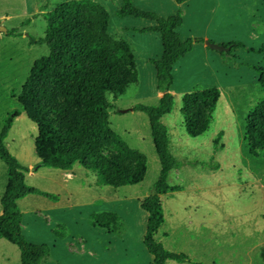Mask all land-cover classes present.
<instances>
[{
    "label": "trees",
    "instance_id": "1",
    "mask_svg": "<svg viewBox=\"0 0 264 264\" xmlns=\"http://www.w3.org/2000/svg\"><path fill=\"white\" fill-rule=\"evenodd\" d=\"M175 1L182 4L187 0ZM116 13L120 17L152 20L154 25L136 30L155 31L162 36L163 54L151 60L156 67L157 87L163 92L161 102L157 106L136 104L133 107L134 111H143L149 116L162 166L152 191L140 203L148 214L144 244L153 257L152 264H166L168 259L187 261L189 257L186 254L168 250L154 237L165 219L162 195L170 190L183 189V186H172L168 182L170 171L181 167L182 163L170 150L168 127L162 122V117L170 113L175 104L171 92L174 65L193 49L196 42L204 39L184 40L180 37L181 9L176 14L163 17L137 7L133 0H122ZM42 14L47 20L45 35L38 38L31 35L30 43L46 44L50 51L35 61L17 95L23 111L38 128L35 148L39 162L34 169L48 167L66 171L78 164L95 172L100 186L120 188L143 182L148 171V157L112 128L110 108L114 106L107 96L112 94L116 99L138 81L137 59L131 44L110 32L109 10L98 1L65 0ZM7 34L11 36L16 32L11 29ZM225 45L231 46V50L245 47L239 41ZM260 51H264V47ZM257 69L258 82L264 92V67ZM220 96L221 90L216 86L195 89L183 95L181 111L190 136H200L209 129ZM20 114V110L8 114L0 132V158L7 166L8 175L1 198L0 239L19 247L20 264H45L52 248L46 243L36 244L28 240L22 228L24 214L19 200L29 194L57 196L26 182L25 171L30 169L10 152L6 144L14 119ZM221 136L222 132L219 138ZM245 140L253 157L264 152V94L245 117ZM218 142L219 139L216 140ZM91 223L110 232H117L122 227L115 212L94 213ZM54 233L65 238L63 233Z\"/></svg>",
    "mask_w": 264,
    "mask_h": 264
},
{
    "label": "rangeland",
    "instance_id": "2",
    "mask_svg": "<svg viewBox=\"0 0 264 264\" xmlns=\"http://www.w3.org/2000/svg\"><path fill=\"white\" fill-rule=\"evenodd\" d=\"M62 1L26 0L25 5H18L16 2L13 17L19 20L15 23H12L13 20H8L7 25L15 24L14 31L17 32V28L24 24L26 31L20 33L18 40L7 39L0 45V132L8 114L13 110H20L21 114L14 119L6 142L10 152L29 169L34 168L39 162L35 148L38 128L23 111L21 104L18 103L17 95L26 82L35 61L49 54L50 51L46 44H31L30 36L38 38L45 35L47 20L42 13L55 8ZM117 2L118 0H110L109 13ZM2 4L0 10L6 9V4L3 2ZM10 6L12 8V3ZM36 13L38 16L35 24L29 23L28 21L32 20ZM231 14L234 20V31L239 32L238 35L242 37L245 35L243 37L247 40L245 42H248V46H255L256 50L250 51L240 47L232 50H218L223 58L215 65L214 70L221 82L212 84L210 82L213 80H207V77L201 79L198 85H192L197 89L216 86L223 90V96L219 102V114L211 131L204 137H192L186 132L181 113V98L176 99L173 113L164 123L168 126L172 139L177 141L174 145H198L205 140L212 142L214 151L209 158L176 155L182 163L178 169H183L180 183L186 182V190L191 189L193 182L196 181L194 168L217 170L222 162L217 159L216 151L221 149L222 145L227 151L232 150L234 158L225 161L226 167L223 172L230 175L231 169L234 173L232 175L237 177L233 185L238 186L239 190L234 193L232 201L236 207L245 210L256 206L262 207L261 203L264 199V152L259 157H253L249 154L244 138L245 115L263 97L257 68L264 67V51H260L259 39L257 43L250 36L259 32L258 28L253 27L254 24L264 20V0H234ZM116 17L119 16L116 13L113 14L110 21L113 34L117 26L118 18ZM0 22V25L8 28L3 21ZM130 89L119 100H115L112 94H107L114 106L110 109V124L132 147L140 149L147 155L148 171L142 184L125 189L96 186L98 179L96 173L84 170L78 164L81 176L68 182L54 183L51 180L57 174L64 175V172L57 168L42 167L34 175L25 171L26 182L29 185L59 196L56 200L41 194H29L19 201V207L24 213L23 229L28 239L36 244L46 243L53 250L47 264H109V261L113 264L115 259L123 255L126 246L120 242L126 238L132 242L131 254L139 257L138 264H147L143 258L145 255L151 258V264L153 262L143 240L148 214L140 205L142 199L139 194L152 191L159 176L161 164L155 151L148 115L142 111H136V114H128L130 111H127V115L120 112L130 108L129 104L132 100L128 96L131 93ZM139 102L155 106L158 101L146 99ZM226 106H234V113L229 111L231 107L226 108ZM121 114L125 116L120 117ZM221 131L223 133L219 138ZM137 137L142 139L143 147L135 141ZM218 139L219 142L216 143ZM172 153L175 154L173 151ZM7 178V166L0 159V194L6 188ZM169 182L175 184L176 180L171 177ZM198 184L209 185L210 179L201 178ZM211 189H214V185ZM118 190L121 191V198L110 197V193ZM103 212H115L119 215L123 225L119 232H110L106 228L92 225L91 215ZM54 231L63 233L65 239L57 238ZM3 241L9 243L7 240ZM13 247L17 249L16 246Z\"/></svg>",
    "mask_w": 264,
    "mask_h": 264
},
{
    "label": "crops",
    "instance_id": "3",
    "mask_svg": "<svg viewBox=\"0 0 264 264\" xmlns=\"http://www.w3.org/2000/svg\"><path fill=\"white\" fill-rule=\"evenodd\" d=\"M95 1L105 5L107 9L109 8L110 0ZM2 2L6 4V9L0 10V21H3V23L6 25L8 20H13L12 23L18 21L19 18L15 19L13 17L15 16L16 11L15 3L17 2L18 5H25L26 0H0V6L3 5ZM11 3L13 5L12 8L10 6ZM133 3L137 7H141V9L143 8L144 10L147 9L149 11H156V13L163 17L176 14L178 10L181 9L183 12V23L178 28L180 37L184 40L189 38L204 39L203 42H196L193 49L180 60H178L174 65V82L171 87V92L175 97L173 110L176 105V99H182L185 93L197 89L194 88L196 86L192 85H198L201 79L208 77L207 80H213V82H210L212 84L216 83L217 81L221 82L219 75L214 69L215 65L223 57L218 50L209 47L205 42L206 40L211 39L213 42L215 41V43L224 45L233 41H239L245 45V47L240 48H245L247 50L250 48L256 49L255 46H248V42H245L247 40L243 38L245 35L242 34V37L238 35L239 32L237 33L234 31V20L231 14L232 8L234 7V0H187L182 4H178L175 0H133ZM121 5L122 0H118L117 4H115L113 9L110 10V21L112 15H115ZM37 14L38 13L32 17L33 19L30 23L35 24L36 18L38 16ZM116 18L118 19H116L117 26L114 30V35L118 38H124L129 41L136 55L138 70V81L130 85L127 89L129 90L131 88V93L128 95L132 98L129 104L130 108L120 112L125 115H127V111H130L128 114H136L137 112L133 110V107L136 104H143L139 101L143 102L146 99H154L155 101H158L157 105H159L161 102L163 92L157 87L156 67L151 60L158 59L163 54L164 47L162 36L159 32L155 31L139 32L136 30L154 25L155 22L152 20L135 16H119ZM14 25L15 24H12V26L7 25L8 31L9 29H15ZM22 25L23 26L19 25L21 27L17 28L16 34L11 36H9L7 33L0 32V45H2L7 39L18 40L20 33L26 31V27L24 24ZM253 27L258 28L259 32L254 33V36H250V38L255 39L256 41L259 39V43L258 41L257 43L258 45H261L259 48H262L264 47V20L258 22L256 25L254 24ZM247 36L248 34L246 37ZM123 95H126V92L125 94L119 95L116 99L119 100V98ZM222 96L223 90L221 91L217 108L213 113L209 129L197 137H204L211 131L212 126L216 122L217 115L219 114V102L222 99ZM229 107L231 106H226V108ZM231 109L233 111H231ZM173 110L170 113L163 115V123L166 121V118L172 115ZM229 111L233 114L234 106L231 107ZM122 114L120 117L125 116ZM184 121L185 120L183 116V124ZM221 132L223 133V131ZM169 138V147L171 152L173 151L175 153L173 154L175 156L177 155L179 157L186 156L206 159L209 158L214 151L211 146L212 142H209L208 140L199 142L198 145L183 144L182 146H179L174 145V143H177V141L172 139L170 132ZM135 141L142 145L139 146L143 147L142 139L140 137H137ZM246 146L249 151L248 143ZM155 151L157 153L156 147ZM216 157L222 162L221 167H219L217 170H201L199 167H196L198 169L194 168L193 173L196 176V181L193 182L191 189L189 190H186L185 188L186 182L180 183L181 177L183 176V169L174 168L169 173L170 177H168V182L169 178L171 177L176 180L175 184H171L170 182L169 184L172 186H183V189L170 190L168 193L162 195L161 201L164 206L165 219L159 230L154 234V237L157 242L162 243L168 250L177 253H184L189 258L187 261L168 259L166 264H264V199L263 203H261L262 207L256 206L253 209L245 210L236 207L232 201V198L234 193L239 190L238 186L233 185V183H235L237 180V177L232 175L234 173L231 171V169L229 170V173H231L230 175L232 176L223 172V169L226 167L225 161L234 158L232 150L227 151L224 148V145H222L221 149L216 151ZM34 170L35 169L31 167L29 173L34 175L35 172L38 171ZM62 172H64V175L58 176L57 174L56 176L52 177L51 180L54 181V183H59L61 181L68 182L75 179L77 176H81L80 167L77 165H75L71 170H62ZM201 178L210 179V184L200 186L198 181ZM195 183L198 185L195 186ZM139 184H142V182ZM139 184L126 185L120 188H132ZM213 185L214 189H211ZM96 186L99 185L96 183ZM5 189L2 194H0V204ZM148 194V192L139 194L140 199H143ZM54 195L57 196V198H55L57 200L59 196L57 194ZM109 195L114 199H119L121 198V191L118 190L110 193ZM2 213L3 207L1 204L0 214ZM23 227L24 225L22 224V228ZM25 235L27 237V234ZM3 240L6 239H0V264H20L21 251L19 247L8 240L7 241L9 243H5ZM120 243L126 246L124 253L120 258L115 259L112 263L138 264L139 257L135 254H131V240L127 238L122 239ZM13 246H16L17 249ZM52 251L53 250H51V255L45 264H47L51 258L53 253ZM143 258L147 264H151V258L148 257V255L143 256ZM108 263L111 264V261Z\"/></svg>",
    "mask_w": 264,
    "mask_h": 264
},
{
    "label": "water",
    "instance_id": "4",
    "mask_svg": "<svg viewBox=\"0 0 264 264\" xmlns=\"http://www.w3.org/2000/svg\"><path fill=\"white\" fill-rule=\"evenodd\" d=\"M0 32L1 33H7L8 32L7 27L1 25L0 26ZM205 42H206V44L209 47H211V48H213L215 50L223 51V50H230L231 49V46H227V45H224V44L215 43V42H213L211 40H206Z\"/></svg>",
    "mask_w": 264,
    "mask_h": 264
}]
</instances>
